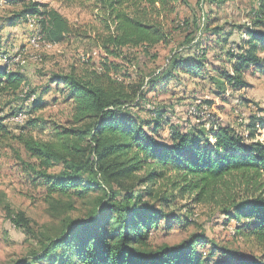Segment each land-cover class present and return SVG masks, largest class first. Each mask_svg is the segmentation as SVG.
I'll return each mask as SVG.
<instances>
[{"label": "trees", "instance_id": "16d2710c", "mask_svg": "<svg viewBox=\"0 0 264 264\" xmlns=\"http://www.w3.org/2000/svg\"><path fill=\"white\" fill-rule=\"evenodd\" d=\"M1 1L12 10L0 15V32L19 22L25 23L30 16L39 19L38 31L47 43L61 44L71 33L67 20L47 5L29 0ZM97 3L94 8L103 15L100 24L104 29L97 43L105 58L123 59L124 50H140L145 54L158 45H169L172 32L190 27L189 21L177 23L171 30L163 25L167 21L164 16L174 13L177 3L188 5L186 0H97ZM256 4L251 28L244 32L245 39L241 36L227 50L232 34L223 35V28L211 27L205 21L201 32L208 34L206 43L199 41L185 48L194 35L186 36L163 77L182 74L190 79L200 78L203 68L208 66L212 74L206 79L219 97L227 87L234 91L246 89L245 72L260 69L263 63L260 56L264 54L261 31L264 0H256ZM192 24L194 29L199 28L196 20ZM212 51L218 52L215 60L219 66L207 63V55ZM112 68L117 71L115 65L103 62L98 69L73 70L64 78L73 124L56 133L57 144L23 141L26 151L46 168L61 164L62 170L55 175L41 173L53 191L94 186L103 197L97 199L94 215L83 223L69 222L59 238L43 246L38 259L50 257V264H264V143L252 142L255 132L264 134V117L253 116L246 125L248 140L229 126L218 127L213 136L214 149L202 148L208 143L195 137V132L204 133L203 124L198 123L185 134L170 129V145L165 146L151 133L161 129V123L167 120L165 113L154 109L148 119L130 113L133 97L128 87L111 79ZM25 82L20 72L6 66L0 68V96L20 92L21 99L28 102L34 96L24 90ZM32 102L44 103L39 97ZM0 129L4 131L1 125ZM140 172H144L143 176L136 178ZM163 172L172 173V187L179 196L187 194L197 204H215L223 223H235V232L251 239L259 256L237 253L228 259L224 252L219 260L209 261L197 248L205 242L215 244L202 232L173 246L152 247L150 235L162 213L142 203L140 193L132 192L134 185L126 184L128 179H136L138 185L151 184ZM235 180L247 187L244 197L231 193L229 187ZM11 222L16 227L28 228V220L20 213L13 215Z\"/></svg>", "mask_w": 264, "mask_h": 264}, {"label": "rangeland", "instance_id": "374dc122", "mask_svg": "<svg viewBox=\"0 0 264 264\" xmlns=\"http://www.w3.org/2000/svg\"><path fill=\"white\" fill-rule=\"evenodd\" d=\"M29 1L56 10L67 20L71 33L63 43L50 49H40L37 52L41 59L39 62H27L13 68L27 77L24 90L28 89L35 100L39 97L44 103L34 105L33 98L29 100L31 102L22 100L20 92L2 95L14 98L13 102L17 104L13 113H25L27 122L20 126L14 125L6 121L12 115L7 116L5 110L0 113V116H7L5 120L0 119L4 129H0V264H19L23 261L50 264V257L38 259L43 253V246L59 238L69 222L83 223L97 211V199L102 197L99 189L88 186L86 189L53 191L42 174L59 173L61 164L46 168L26 151L23 144V141H33L53 146L57 144L56 133L62 128L72 127L73 111L66 98L64 84V78L71 71L98 69L103 62L115 65L117 71L112 68L110 77L128 87L133 97L129 104L130 113L143 119H148L154 109L165 113L167 120L161 123V129L151 132L156 141L165 146L170 145V129L185 134L198 123L203 124L204 133L195 132V137L208 143L202 148L214 149L213 136L218 127L229 126L246 140V125L250 124L252 117H264V54L260 56L263 59L261 68L249 69L244 74L248 87L241 91L227 87L221 97L216 95L206 79L212 74L208 66L203 68L202 78L194 80L182 74L163 77L171 58L182 49L186 36L190 33L194 35L193 41L185 48L199 41L206 43L208 34L201 32L205 21H209L211 27L223 28V35L232 34L226 45L227 50L230 44L236 45L241 36L245 39L244 32L250 30L251 19L257 8L256 0H216L214 4L186 0L188 5L185 6L177 3L175 12L164 16L167 20L163 24L165 29L171 30L175 24L184 21H189L190 27L184 26L182 30L172 32L169 45H158L145 54L140 50H124L123 59L105 58V53L98 47L97 39L104 35V29L100 24L103 15L94 8L98 4L97 0ZM0 6V15L12 10L11 7H5L3 1ZM194 20L198 22V29H194ZM9 33V38L0 45L2 56L16 50L22 52L28 47L29 38L25 27L20 25V29ZM3 37L5 39L6 36ZM215 57H219L218 52L208 53L207 63L219 66ZM191 108L199 109L198 115L191 114ZM252 142L264 143V134L255 132ZM143 174L138 173L136 178ZM173 180L172 173L163 172V176L151 184L138 185L136 179H128L126 184L134 185L132 192L140 193L142 203L162 213L150 235L152 247L163 244L173 246L202 232L215 244L213 246L205 242L197 248L207 260L211 259L209 261L219 260L220 254L224 255V252L228 259L237 253L248 257L259 256L255 243L235 232V223H223L215 204H197L187 194L179 196L172 187ZM231 185V193L242 197L246 195L245 185L237 180ZM18 213L28 220V228L16 227L11 222L12 216Z\"/></svg>", "mask_w": 264, "mask_h": 264}, {"label": "built area", "instance_id": "2783aa9c", "mask_svg": "<svg viewBox=\"0 0 264 264\" xmlns=\"http://www.w3.org/2000/svg\"><path fill=\"white\" fill-rule=\"evenodd\" d=\"M38 21L39 19L36 17L27 16L25 18V24L27 27L34 31V34H32L28 39L27 48H25L22 52L16 50L7 56L0 55V62L3 63V65L8 69L12 70L13 68L20 67L27 62H39L41 59L37 52L42 48L50 49L52 46H54L42 40V37L38 31ZM232 51H235V49L233 48ZM190 113L196 116L198 115V110L196 108H191ZM25 120V113H17L9 119H6L7 122H10L14 125H22Z\"/></svg>", "mask_w": 264, "mask_h": 264}, {"label": "crops", "instance_id": "0c3cea01", "mask_svg": "<svg viewBox=\"0 0 264 264\" xmlns=\"http://www.w3.org/2000/svg\"><path fill=\"white\" fill-rule=\"evenodd\" d=\"M20 25L24 28L25 27V31L27 32V36H28V38L33 34V32L34 31H32L31 29H29L28 27H27V25L25 24V23H23V22H19V23H17L13 28H4L1 32H0V45H2L3 43H4V40H6L7 38H9V32H11V31H16V30H18V29H20ZM3 36H6L5 37V39H4V37ZM213 52V51H212ZM214 65V64H213ZM2 66H4L3 65V63H1L0 62V68L2 67ZM21 73V72H20ZM21 74H23V73H21ZM24 75V74H23ZM24 77H25V75H24ZM25 78H27V77H25ZM191 80H194V79H191ZM12 99H13V97H10V99H9V97L8 96H0V106H2L1 108H2V110L4 111H7L6 113H11V112H13V110H14V108H15V105L17 104V103H14L13 101H12ZM0 108V109H1ZM12 110V111H11Z\"/></svg>", "mask_w": 264, "mask_h": 264}]
</instances>
